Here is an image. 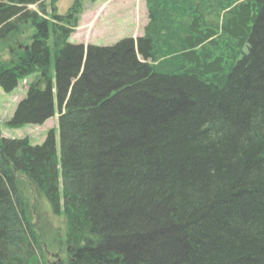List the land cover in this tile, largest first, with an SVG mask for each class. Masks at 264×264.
<instances>
[{
	"label": "trees",
	"instance_id": "1",
	"mask_svg": "<svg viewBox=\"0 0 264 264\" xmlns=\"http://www.w3.org/2000/svg\"><path fill=\"white\" fill-rule=\"evenodd\" d=\"M56 1L0 0V89L28 80L7 127L59 131H0V264H264V0H144L107 47Z\"/></svg>",
	"mask_w": 264,
	"mask_h": 264
},
{
	"label": "rangeland",
	"instance_id": "2",
	"mask_svg": "<svg viewBox=\"0 0 264 264\" xmlns=\"http://www.w3.org/2000/svg\"><path fill=\"white\" fill-rule=\"evenodd\" d=\"M74 0H57L55 7L59 15H63L71 6ZM49 0H46V3ZM35 9V8H33ZM47 7V12H50ZM83 13L77 29L71 35L72 44H82L107 47L126 38H137L142 33L147 23V15L144 0H97L90 2L83 0ZM28 80L20 82L18 87L5 93L0 89V131L3 136L15 138H27L30 145H40L46 138L49 131H53L57 146L59 144V131L57 117L49 119L43 127L27 125L20 129H10L7 121L11 117L17 103L25 97ZM39 212L41 216L50 223L46 225L47 238L52 242V237L57 232V239L63 238L61 231L64 229L63 218L53 216L50 213L48 204L40 201ZM64 258L57 248L50 252V256Z\"/></svg>",
	"mask_w": 264,
	"mask_h": 264
}]
</instances>
